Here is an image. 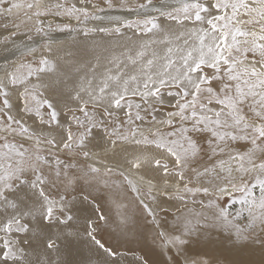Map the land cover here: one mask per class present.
Listing matches in <instances>:
<instances>
[{
  "label": "snow or ice",
  "instance_id": "obj_1",
  "mask_svg": "<svg viewBox=\"0 0 264 264\" xmlns=\"http://www.w3.org/2000/svg\"><path fill=\"white\" fill-rule=\"evenodd\" d=\"M213 230L264 264V0H0V264Z\"/></svg>",
  "mask_w": 264,
  "mask_h": 264
},
{
  "label": "bare ground",
  "instance_id": "obj_2",
  "mask_svg": "<svg viewBox=\"0 0 264 264\" xmlns=\"http://www.w3.org/2000/svg\"><path fill=\"white\" fill-rule=\"evenodd\" d=\"M60 39H67V34L65 36L59 37ZM106 195V193H105ZM109 205L105 202V208L107 209ZM112 216L115 219V208H112ZM169 221H171L172 217H165ZM143 225L142 219H137L134 227L141 228ZM109 231L113 233V239H117L120 237L119 231L116 230L115 225H112L109 228ZM146 231V230H145ZM212 240L216 243H192L189 245L188 250L185 255L189 261V264H196L197 261L203 262L208 260L209 258H222L223 256H227L229 259H258L257 256H251L245 251H241L239 253L236 252H228L227 249L230 247L227 241H222V235L225 234H217V230H213L210 233ZM126 249H132V251H126ZM121 251H126V261L124 264H130V262L137 256H145L151 262L159 261L161 259H166L167 257L161 256V248L158 244H153L151 235H147L146 239H141L138 243L133 242L131 244H125L121 248Z\"/></svg>",
  "mask_w": 264,
  "mask_h": 264
}]
</instances>
